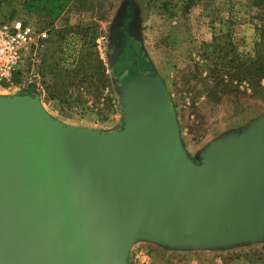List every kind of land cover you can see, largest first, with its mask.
<instances>
[{
  "label": "water",
  "instance_id": "obj_1",
  "mask_svg": "<svg viewBox=\"0 0 264 264\" xmlns=\"http://www.w3.org/2000/svg\"><path fill=\"white\" fill-rule=\"evenodd\" d=\"M109 135L76 134L36 104L0 100V264H127L151 238L213 244L264 231V116L248 133L184 162L158 83L126 90ZM239 196L229 190L246 185Z\"/></svg>",
  "mask_w": 264,
  "mask_h": 264
},
{
  "label": "rangeland",
  "instance_id": "obj_2",
  "mask_svg": "<svg viewBox=\"0 0 264 264\" xmlns=\"http://www.w3.org/2000/svg\"><path fill=\"white\" fill-rule=\"evenodd\" d=\"M211 1L0 0V24L13 17L34 31L0 100L36 104L49 121L76 134L109 135L130 116L127 88L151 80L165 94L184 162L199 168L216 147L246 135L264 116V56L255 48L264 0L248 12L251 41L237 43L228 29L212 34ZM254 160L264 164V155ZM254 188L247 183L226 195ZM126 263L264 264V231L213 244L138 238Z\"/></svg>",
  "mask_w": 264,
  "mask_h": 264
},
{
  "label": "built area",
  "instance_id": "obj_3",
  "mask_svg": "<svg viewBox=\"0 0 264 264\" xmlns=\"http://www.w3.org/2000/svg\"><path fill=\"white\" fill-rule=\"evenodd\" d=\"M33 29L21 19L0 24V89L12 83L23 58L25 46L33 39ZM46 37V32L41 34Z\"/></svg>",
  "mask_w": 264,
  "mask_h": 264
},
{
  "label": "crops",
  "instance_id": "obj_4",
  "mask_svg": "<svg viewBox=\"0 0 264 264\" xmlns=\"http://www.w3.org/2000/svg\"><path fill=\"white\" fill-rule=\"evenodd\" d=\"M255 0H212L211 2V26L212 34L225 31L233 38V42H249L253 34L250 22L251 6ZM228 38L229 35L226 34ZM230 40V39H229Z\"/></svg>",
  "mask_w": 264,
  "mask_h": 264
},
{
  "label": "trees",
  "instance_id": "obj_5",
  "mask_svg": "<svg viewBox=\"0 0 264 264\" xmlns=\"http://www.w3.org/2000/svg\"><path fill=\"white\" fill-rule=\"evenodd\" d=\"M255 5H257V4H255ZM13 19H15V18L9 17L8 19H5L4 21L13 20ZM256 30L258 32L260 41H258L256 43L255 48L260 53V55L258 57L261 58L262 56H264V14L262 15V17L260 19V24H258L256 26ZM212 46H213V44H211V43L207 44L208 48H211ZM227 46H232V42L228 41ZM213 47H214V49H213L212 53H217L219 51V46L214 45ZM219 55L220 54H218L217 56H219ZM259 70L264 75V58H263V61H262V64H261V67L259 68Z\"/></svg>",
  "mask_w": 264,
  "mask_h": 264
}]
</instances>
